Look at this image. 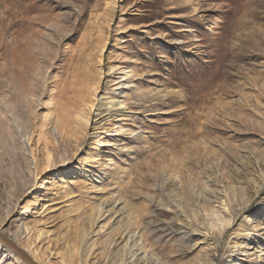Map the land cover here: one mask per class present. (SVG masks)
Returning a JSON list of instances; mask_svg holds the SVG:
<instances>
[{
	"label": "rangeland",
	"instance_id": "374dc122",
	"mask_svg": "<svg viewBox=\"0 0 264 264\" xmlns=\"http://www.w3.org/2000/svg\"><path fill=\"white\" fill-rule=\"evenodd\" d=\"M15 53L47 77L25 131ZM0 63V233L37 263L264 264V0H0ZM91 88L67 139L61 97Z\"/></svg>",
	"mask_w": 264,
	"mask_h": 264
},
{
	"label": "bare ground",
	"instance_id": "6f19581e",
	"mask_svg": "<svg viewBox=\"0 0 264 264\" xmlns=\"http://www.w3.org/2000/svg\"><path fill=\"white\" fill-rule=\"evenodd\" d=\"M37 63H41V61H39L36 57L34 58L32 56V54H28L25 57L19 56L18 54H14V57L12 58V61L10 63V68H13V72L7 74V79H8V89L11 90V94L9 95V99L10 100H14L15 98H18V100L16 101L17 103L14 104L13 106V110H15L16 112H20V116H21V126L23 128V130H27V127L29 125V112H30V103L28 102V98L29 96L32 95L33 92H35V90L38 88L39 83L44 84L46 82V78H44L43 73L42 72H34L35 69V65ZM52 66V62L50 63V67ZM9 68V69H10ZM4 75V69L2 67V64L0 63V76ZM85 80H82V82L84 83ZM0 83L2 84V82L0 81ZM99 83V82H98ZM87 95L86 97L81 95V92L75 89H72L70 92H68L67 94H65L63 97H61V105L58 109V113H57V125L59 126V128L61 129L63 135L67 138V139H72L73 137L76 138H81L79 137L78 134V129H76L73 125H72V114L78 115V117L80 119H84V115L81 113V105L82 103L86 102V101H91V97L92 95L95 94L96 89H92L91 90H87ZM110 101H108L107 103H101L97 106V111L98 114L100 115L102 114V107H106V108H113L116 104L115 102L112 100V98H109ZM92 103V101H91ZM1 106V105H0ZM0 114H1V107H0ZM119 120H124L126 119L125 116H121L118 118ZM99 126L98 123L94 124V127ZM15 131L10 129H7V127L4 125V120L2 119V117L0 116V142L2 143H6V142H10L11 144H14V138H15ZM102 144V143H101ZM13 147V146H12ZM15 148V145H14ZM93 149H97L96 147H94ZM21 178L25 177V173L21 172L20 173ZM176 179H178V177H176ZM177 205H180V201L176 200ZM28 208H24V212H26ZM148 213L145 216V218L148 216V218L153 217L156 218L158 215V213L156 214V211H158L159 208H157L155 205L151 204L148 205ZM23 212V213H24ZM155 220V219H154ZM89 223L92 225L93 224V214L90 216L89 218ZM155 224L153 221L149 222L147 224L148 227H153ZM83 231H86L85 229H83ZM168 233H166L169 236H173L175 237L177 234L176 230H170L167 231ZM155 233V232H154ZM251 231H248L247 236L250 237ZM156 234V233H155ZM87 233L84 232L81 239L82 241H84L87 237ZM20 235L18 233L15 234V238H18ZM163 236H161L162 238ZM1 240V239H0ZM176 245V246H175ZM174 247L171 249V255L169 254V256L171 257V259L173 260H178L184 256L187 255V251H186V246H184L183 244V240L179 239L176 241ZM8 247V246H7ZM10 248V247H9ZM10 250H13L10 248ZM73 257L72 259L69 261V264H79V248L76 245H73ZM15 253V255H17L18 257H16L15 255H13L16 258V264H24L26 263L20 256L18 253H16L14 250L10 251V254ZM264 253V248L262 249L261 254ZM36 257V256H34ZM23 262H22V261ZM27 264V263H26ZM187 264V263H186Z\"/></svg>",
	"mask_w": 264,
	"mask_h": 264
},
{
	"label": "water",
	"instance_id": "95a60500",
	"mask_svg": "<svg viewBox=\"0 0 264 264\" xmlns=\"http://www.w3.org/2000/svg\"><path fill=\"white\" fill-rule=\"evenodd\" d=\"M0 239L1 241L11 249H13L16 253L19 254V256L27 263V264H40L37 263L33 257L24 249L19 247L13 240L9 239L5 235L0 233Z\"/></svg>",
	"mask_w": 264,
	"mask_h": 264
}]
</instances>
